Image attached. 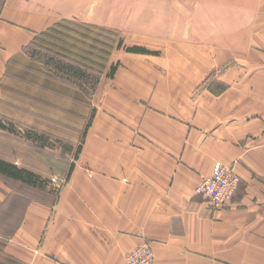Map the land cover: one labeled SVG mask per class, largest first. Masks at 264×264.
Masks as SVG:
<instances>
[{"label":"crops","instance_id":"1","mask_svg":"<svg viewBox=\"0 0 264 264\" xmlns=\"http://www.w3.org/2000/svg\"><path fill=\"white\" fill-rule=\"evenodd\" d=\"M42 5L5 0L1 8L0 118L56 133L51 114L57 84L25 53L51 27L38 23L47 20ZM252 16L240 25L238 41L224 44L231 53L238 49L240 80L219 93L198 83L189 89L155 87L151 80L146 88H133L117 83L123 78L115 73L114 83L99 84L68 193L55 204L33 199L17 236L24 239L28 225L43 228L48 220L45 251L66 264H126L128 251L145 238L152 241L157 264H264V0H256ZM209 42L208 60L215 63L216 42ZM17 64L27 73L15 71ZM140 73L132 74L141 79ZM25 112L31 117H23ZM41 112H51L47 122ZM3 123L0 159L38 175L28 160L37 159L39 148L23 144ZM217 161L240 178L233 202L224 208L195 193ZM26 238L33 242L34 233Z\"/></svg>","mask_w":264,"mask_h":264},{"label":"rangeland","instance_id":"2","mask_svg":"<svg viewBox=\"0 0 264 264\" xmlns=\"http://www.w3.org/2000/svg\"><path fill=\"white\" fill-rule=\"evenodd\" d=\"M4 1L0 0V11ZM40 2L44 3L45 13L49 11L44 16L46 22L38 23L41 28L51 27L39 38L35 36L37 42L27 45L25 53L37 63L46 78H53L57 84L53 113L41 112L39 116L43 122H47V113L54 116L57 131L35 130L25 123L11 122V118H0L7 123L6 130L21 141L23 139V144L29 142L26 146L34 151L36 148L40 151L37 159L28 160L29 164L33 161L38 170L36 184L0 176V264H66L62 257L58 259L45 251L48 220L43 228L37 225L33 230L28 225L24 239L17 234L33 199L43 203L50 200L55 204L68 193L70 171L79 167V147L84 142L86 127L95 116V96L98 99L95 92L99 84L103 83L105 87L115 82L112 66L116 67L115 74L123 78L117 83H129L133 88H146L145 84L151 80L155 87L189 89L198 83L197 87L201 89L212 86L219 93L230 83L240 80L238 49L231 53L230 48H223L224 44L238 41L240 25L250 23L248 19L253 18L256 7V0ZM253 36L255 40L259 39L257 32ZM208 40L216 42L215 63L208 60ZM133 46H141L148 53L129 50ZM223 55L231 56L226 57L228 61L225 62ZM19 60L24 62L22 58ZM66 65L80 69L83 75L73 76L74 71L66 69ZM13 68L15 71L24 68L27 73L21 64ZM29 69L31 72L32 68ZM134 72H143L141 79H135ZM198 74L200 79H197ZM146 76L152 79H145ZM63 84L65 86L60 90ZM74 92L76 95L73 96ZM45 108L49 109L51 105ZM22 114L31 117L30 112ZM27 233L29 236L34 233L33 242L27 240ZM144 241L151 244L157 264L150 239L141 240L130 251Z\"/></svg>","mask_w":264,"mask_h":264},{"label":"built area","instance_id":"3","mask_svg":"<svg viewBox=\"0 0 264 264\" xmlns=\"http://www.w3.org/2000/svg\"><path fill=\"white\" fill-rule=\"evenodd\" d=\"M238 175L221 161L214 165L213 172L197 186L196 194L205 197L216 208H224L231 203L239 186ZM152 246L142 242L127 255L128 264H155Z\"/></svg>","mask_w":264,"mask_h":264},{"label":"trees","instance_id":"4","mask_svg":"<svg viewBox=\"0 0 264 264\" xmlns=\"http://www.w3.org/2000/svg\"><path fill=\"white\" fill-rule=\"evenodd\" d=\"M129 50L131 51H145V49H143L141 46H133L131 48H129ZM66 69H70L72 71H74V74L73 76H79V75H83V71H81L80 69L76 68V67H71L69 65H66ZM116 71V67L115 66H112V69H111V74H114ZM0 126H4L6 127V125L0 120ZM33 138V137H31ZM80 149L81 147H79V152H80ZM0 172L8 175V176H11V177H14V178H19V179H23L31 184H36L37 183V179L39 178V175H36L30 171H27L26 169H23V168H19L17 167V165L11 163V162H8L6 160H3V159H0Z\"/></svg>","mask_w":264,"mask_h":264}]
</instances>
